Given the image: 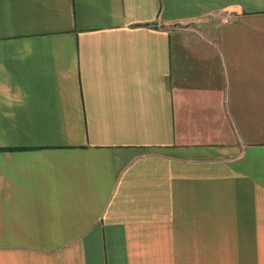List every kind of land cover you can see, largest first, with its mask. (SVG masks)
<instances>
[{"label": "crops", "instance_id": "obj_1", "mask_svg": "<svg viewBox=\"0 0 264 264\" xmlns=\"http://www.w3.org/2000/svg\"><path fill=\"white\" fill-rule=\"evenodd\" d=\"M0 264H264V0H0Z\"/></svg>", "mask_w": 264, "mask_h": 264}, {"label": "clouds", "instance_id": "obj_2", "mask_svg": "<svg viewBox=\"0 0 264 264\" xmlns=\"http://www.w3.org/2000/svg\"><path fill=\"white\" fill-rule=\"evenodd\" d=\"M14 115H15L14 113H12V114L5 113V116H6V117H9V118H14Z\"/></svg>", "mask_w": 264, "mask_h": 264}]
</instances>
